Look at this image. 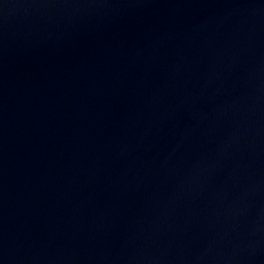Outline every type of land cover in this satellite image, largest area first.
Masks as SVG:
<instances>
[{"label": "water", "instance_id": "water-1", "mask_svg": "<svg viewBox=\"0 0 264 264\" xmlns=\"http://www.w3.org/2000/svg\"><path fill=\"white\" fill-rule=\"evenodd\" d=\"M0 264H264V0H0Z\"/></svg>", "mask_w": 264, "mask_h": 264}]
</instances>
